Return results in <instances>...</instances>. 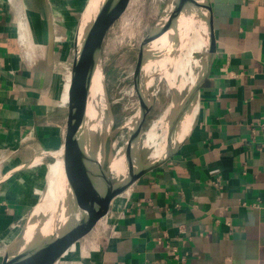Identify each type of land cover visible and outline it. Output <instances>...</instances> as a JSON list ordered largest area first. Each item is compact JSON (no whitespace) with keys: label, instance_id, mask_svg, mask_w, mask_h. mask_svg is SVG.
Wrapping results in <instances>:
<instances>
[{"label":"crops","instance_id":"0c3cea01","mask_svg":"<svg viewBox=\"0 0 264 264\" xmlns=\"http://www.w3.org/2000/svg\"><path fill=\"white\" fill-rule=\"evenodd\" d=\"M209 1L214 49L189 130L68 264H264V0ZM82 4L0 0V264L34 201L25 156L61 140L74 56L60 38Z\"/></svg>","mask_w":264,"mask_h":264},{"label":"bare ground","instance_id":"6f19581e","mask_svg":"<svg viewBox=\"0 0 264 264\" xmlns=\"http://www.w3.org/2000/svg\"><path fill=\"white\" fill-rule=\"evenodd\" d=\"M104 2L105 0H89L85 7L80 21L82 48L85 42L87 43L89 50H91L94 45L95 38L93 30L97 29L102 23ZM176 2L177 6L174 7V12L170 15L164 17L162 16L154 29L146 37L140 51L142 57L138 65V76L141 70L147 73L146 71L149 64V70L152 69L153 72V74L149 76V83L152 82L153 75H155L154 73H158L163 77L165 76L170 87H173L175 86V75L173 71L176 70L183 72L187 65L190 64L191 59L194 60L195 63L200 62V59L202 58H204V63L207 60L208 49L211 45V29L209 19L207 18V21L204 19L201 22L196 19L199 21L198 22L194 19V16H190L188 14L189 9L198 8L201 2L199 0H176ZM203 4L206 5V15H209L210 1L204 0ZM198 26H201L200 30L198 29ZM151 41L153 42L152 45H155L161 54V56H156L158 61H148V51L150 53V48L148 46L149 44L151 45ZM211 51L212 50H210V58L204 66L200 78L204 76L209 67L212 59ZM77 54V58H80L82 51L79 53L77 50ZM89 85L90 87L87 101L81 110L82 116L80 123H78L73 132L70 144L82 204L86 210L89 209L94 197L103 195L106 191L110 190V188H114L117 185L127 183L133 173L142 168V131L137 129H139V124L143 119L147 104L151 96H153L152 92L147 90L148 92L146 97L138 83V89L143 94L141 98L142 104L140 106L138 120L130 125L131 134L127 141V146L123 149V151L121 150L119 155L110 159L105 165H101V158L94 151V141L96 132L100 130V128H103L101 127L102 125H100L102 118V103L103 100L108 99V96L104 80L102 61L99 57H97L96 64L92 69ZM181 86H184V80L182 81ZM193 91L191 102L185 109H180V103L176 102L174 99L170 104L169 112L167 111V113L163 114L160 118L158 117L152 126L145 132V139L143 143L145 148L152 150L150 153L152 163L166 157L170 150L174 147V144L188 129L196 109L195 98L198 91L197 86ZM178 108L180 110H178ZM109 115L110 116L105 124V127L103 128L107 138L111 136L112 132V114L110 111ZM174 130H176V136L172 141L164 145L159 144L161 140ZM164 135L165 137H163ZM58 153L60 154L58 150L54 152L49 150L43 152L42 154L57 155ZM41 157L35 161H39ZM85 171L90 174V185H88L83 177ZM110 173L120 178V184L111 183L109 178ZM48 178L50 180L48 194L47 196L45 195L46 198L44 197L45 199L42 204L36 209V212L40 209L44 210L48 214V217L44 223H41L40 225L39 221H29L26 224L22 232V246L19 248L17 256L11 261V264H37V261L40 258V250L43 248L44 244L40 243L36 244V248L32 247L36 232L40 231L42 235L47 236L48 243L50 245L58 243L67 228L66 222L69 219V216L66 215L67 208L70 209L71 215L74 214V220L79 219L77 209L75 208L72 199V192L70 194L71 198H68L67 203L63 204L62 202V190L63 193L64 191L68 192L69 184L64 173L61 154L58 159L57 166ZM129 190L130 187L125 189L121 194L127 195Z\"/></svg>","mask_w":264,"mask_h":264},{"label":"rangeland","instance_id":"374dc122","mask_svg":"<svg viewBox=\"0 0 264 264\" xmlns=\"http://www.w3.org/2000/svg\"><path fill=\"white\" fill-rule=\"evenodd\" d=\"M88 1L89 0H83V4L77 11L76 19L73 23V37L60 38L63 41L66 40L72 43L74 64H72L68 71L70 69L74 71V66L78 56L77 50L79 49V51H82V34L79 36V42L76 37L78 26ZM174 1L175 0H129L125 11L110 28L106 36L100 54L108 99L103 100L102 103V118L100 125H102L101 127L103 128L105 127V124L110 116V111L112 114V132L111 136L108 138L105 135L103 128H100V130L96 132L94 151L100 156L101 165H105L110 159L119 155L121 150L123 151V149L127 146V141L131 134L130 125L138 120L140 106L142 104L141 98L143 94L138 89V83L146 97L148 91L153 94L147 104L148 112L142 124V168H144L148 162L152 161L150 157L152 150L145 148L143 143L145 139V132L152 126L158 117L160 118L163 114L167 113V111L169 112L170 104L174 99L176 102L180 103V109H185L191 102L192 92L198 84L205 66L203 64L204 58L200 59V62L198 63H195L194 60L191 59L190 64L187 65L183 72L176 70L173 71L175 75V86L173 87H170L165 76L163 77L158 73H154L155 75H153V80L149 83V76L153 74L152 69L149 70V64L146 71L147 73L141 70L138 76L137 71L142 57L140 51L146 37L154 29L162 16L164 17L174 12L173 10H175L174 7L176 6ZM199 1L201 4H199L198 8L189 9L188 14L190 16H194L195 20L198 19L201 22L204 19L206 20L209 15H206V5L203 4L204 0ZM200 12L203 13L201 14ZM200 27L198 28L199 30ZM79 32H81V29ZM193 36L195 37L194 34ZM152 43L153 42L151 41V45ZM151 45L149 44L148 46L150 48V53L147 50L148 61L157 60V55L161 56L156 46ZM183 80L184 86H181ZM66 95L64 96L65 100ZM180 109L178 108V110ZM44 149L45 148L40 147L38 150L32 151L33 153L28 150L27 155L25 156L27 157V160L23 163V165H21V168L29 171L26 183L28 186H26V190L33 192L34 201L29 206L28 213L21 224L17 236L8 244L7 252L9 254L10 261L17 256L18 250L22 246V232L26 224L29 221H39L40 225L41 223H44L48 217V214L44 210L40 209L36 212V209L46 198L45 195L47 196L48 194L50 181L48 176L51 175L57 166L58 161L53 162L54 155L56 154L42 155L41 153L44 152ZM51 149L53 152L57 151L56 147H52ZM40 157L41 159L39 161H35L36 158V160H38ZM84 174L87 179L91 181L90 174L86 171ZM109 178L111 183L120 184L121 182L120 178L112 173L109 174ZM124 195L125 194H120L118 197H122ZM107 223L108 220L105 216H102L100 219L96 217L91 229L92 233L82 242V245L75 254L74 259L78 255H83L82 252H85L86 243L93 244L95 242L98 235L107 227ZM40 243L44 244L42 249H45L50 245L48 243L47 236L42 235L40 231H37L32 247L36 248V244Z\"/></svg>","mask_w":264,"mask_h":264},{"label":"water","instance_id":"95a60500","mask_svg":"<svg viewBox=\"0 0 264 264\" xmlns=\"http://www.w3.org/2000/svg\"><path fill=\"white\" fill-rule=\"evenodd\" d=\"M128 2L129 0H105L103 4L102 23L97 29L93 30L95 38L94 45L92 49L89 50V47L85 42L82 48V54L80 55V58H77L76 64L74 66L72 80L69 84L67 92L68 111L64 122L61 140L56 150H58L61 154L64 173L69 184L68 192L64 191L63 193L62 190V202L63 204H66L72 192V199L75 208L77 209L79 219L74 220V214L71 215L70 209H66V215L69 216V219L66 222V231L64 232L58 243L49 245L47 248L41 250L40 258L38 259L37 264H68L69 262H71L74 259L75 254L80 249L82 242L90 234L93 222L96 217L100 219L102 216H104L110 204L125 189L130 187L132 183L140 176V174L144 170H146V168H148V166L141 168L139 171L133 173L132 177L127 183L117 185L114 188H110V190L106 191L103 195L94 197L92 204L90 205L88 210L83 207L80 188L78 180L76 178L74 163L71 154V139L74 130L76 129L78 123H80V119L82 116L81 110L83 109L87 101L92 69L96 64L97 57H99L101 60L100 52L106 36L110 28L125 11ZM175 5L177 6L176 0ZM208 19L211 29V53H213L214 37L212 33L210 15ZM207 72L208 69L205 72L204 76L200 78L198 85H196L197 90H199V87ZM147 112L148 107L144 112L143 119L139 124V129L137 130L142 131V124ZM60 154L58 153L57 155H54L53 162L58 161V159L60 158ZM83 177L88 185H90L89 183H91V181L87 179L85 174H83ZM2 264H11L9 255H6L4 257Z\"/></svg>","mask_w":264,"mask_h":264},{"label":"built area","instance_id":"2783aa9c","mask_svg":"<svg viewBox=\"0 0 264 264\" xmlns=\"http://www.w3.org/2000/svg\"><path fill=\"white\" fill-rule=\"evenodd\" d=\"M263 127H264V123H262Z\"/></svg>","mask_w":264,"mask_h":264}]
</instances>
